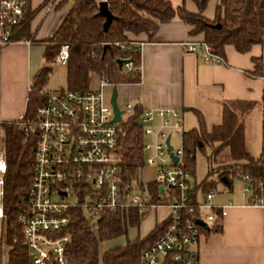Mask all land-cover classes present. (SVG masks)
Returning a JSON list of instances; mask_svg holds the SVG:
<instances>
[{
    "label": "built area",
    "instance_id": "2783aa9c",
    "mask_svg": "<svg viewBox=\"0 0 264 264\" xmlns=\"http://www.w3.org/2000/svg\"><path fill=\"white\" fill-rule=\"evenodd\" d=\"M59 2L43 0L41 7L50 11ZM33 12L29 0H0V48L19 40L20 30ZM118 47L129 52L139 50V44L132 40L119 43ZM183 48L191 53L202 51L207 63H223L222 57L204 41L184 43ZM67 58V46L61 45L47 66L50 70L65 66ZM122 61L125 70L133 69L130 59ZM260 76L264 77V70ZM109 85L112 86L105 77L89 73L85 90L42 88V101L32 116L22 114L16 119L23 141L28 137L32 140V174L16 216L27 264H68L64 251L69 237L63 231L74 209L94 222L104 211L133 210L137 215H145L161 206L168 209L161 221L162 231L142 251L141 264H198L202 226L197 221L208 228L220 225L225 208H214L211 199L216 193L227 192V187L199 192L191 202L187 192L190 174L182 162V129L178 113L172 108L141 111L143 166L153 168L155 175L145 184L140 175L125 180L117 152L122 135L120 122L112 121L111 105L109 101L105 103ZM120 110L122 120L132 112L133 104L126 103ZM170 132L179 138L177 148L171 145ZM167 137L170 150L165 143ZM170 155L177 158L175 163ZM5 172L0 131V264H5ZM234 180L240 182L242 194L248 196L246 204L264 205L261 196L252 195L247 174H238Z\"/></svg>",
    "mask_w": 264,
    "mask_h": 264
},
{
    "label": "trees",
    "instance_id": "16d2710c",
    "mask_svg": "<svg viewBox=\"0 0 264 264\" xmlns=\"http://www.w3.org/2000/svg\"><path fill=\"white\" fill-rule=\"evenodd\" d=\"M99 1L102 0H60L55 8L69 2L68 10L51 36L45 39L34 40L26 26L20 30L19 36L43 47L42 58L46 62L61 45L67 46L65 83L69 90H85L89 73L105 77L112 86L137 82L139 50H121L118 44L128 43L127 34L144 33L151 36L160 23L173 18L191 25V33H202L203 41L219 56L223 55L225 45H232L240 53L259 45L260 55L251 59V75L260 76L264 70V0H216L212 19L202 14L209 0H191L196 12L187 11L182 0L176 6L170 0H103L113 17L105 31L102 27L104 19L98 14ZM122 58L131 60L132 70L118 68L115 60ZM50 71L48 66H41L29 82L23 113L25 117H31L41 103L39 90L44 88ZM252 107L253 103L247 101L221 102L220 120L209 130L205 129L199 118L197 128L182 133V162L192 175L194 152H203L206 146L210 149L206 160L211 172V160L225 149L229 162L216 167L217 178L224 177L226 185H230L238 174H247L252 195L261 196L264 203V146L259 156L253 158L248 154L244 142L243 119ZM141 111L134 106L132 112L119 123L122 135L118 139L117 152L122 159L125 180L138 178L144 165L143 136L139 123ZM19 123L16 119L0 122L6 160L3 211L8 250L5 264H27L16 216L32 174V140L28 137L23 141ZM149 188L154 191L152 184H149ZM213 188L214 183L202 181L189 186L187 192L191 202H194L199 192ZM145 216L137 215L133 210L122 213L104 211L97 221L92 222L81 210H72L70 221L63 231L69 237L64 251L68 264H141L142 251L161 233L164 222L155 224L145 236L136 234L131 240L126 238L121 245L108 247L100 256L98 246L101 242L126 237L128 228L138 230Z\"/></svg>",
    "mask_w": 264,
    "mask_h": 264
},
{
    "label": "crops",
    "instance_id": "0c3cea01",
    "mask_svg": "<svg viewBox=\"0 0 264 264\" xmlns=\"http://www.w3.org/2000/svg\"><path fill=\"white\" fill-rule=\"evenodd\" d=\"M180 1L176 0V5ZM182 1L187 11L196 12L191 0ZM35 2L36 6L29 0V8L34 12L26 28L34 40H42L51 36L68 9L51 17L40 30V23L32 25L36 13L43 10L44 18L57 8L45 11L41 7L43 0ZM215 4L216 0H209L203 16L212 19ZM191 29V25L173 18L160 23L151 36L127 34L129 40L139 44V80L115 85L116 102L118 99L122 106L132 103L141 110L172 108L178 113L182 133L197 128L199 118L206 130L218 123L223 101L252 102V109L243 119L244 142L248 154L258 157L264 146V77L251 75V59L260 55V46L253 45L240 53L232 45H225L223 63L210 64L203 60L202 51L191 53L183 48L184 43L203 41V34H193ZM41 48L21 36L0 48V121L15 120L24 113L27 87L41 67L37 60L42 57ZM222 179L225 181L222 176L218 180L227 187V192L214 194L211 204L214 208L224 206L226 213L219 226L202 227L198 264H264V205L246 204L248 196L242 194L240 182V192L233 193L232 182L226 185ZM156 211L157 208L148 212L143 219L152 215L147 219L148 231L167 214L157 219Z\"/></svg>",
    "mask_w": 264,
    "mask_h": 264
},
{
    "label": "rangeland",
    "instance_id": "374dc122",
    "mask_svg": "<svg viewBox=\"0 0 264 264\" xmlns=\"http://www.w3.org/2000/svg\"><path fill=\"white\" fill-rule=\"evenodd\" d=\"M36 0H30L31 4L36 6ZM173 5H176V0H171ZM69 7V2H66L64 5L61 7L57 8L55 11L52 13H48L44 18H43V10H40L36 13V17L33 18L32 20V25L39 24L38 27L43 29L47 22L50 20L51 17L58 16L61 13L64 12V9H68ZM30 17V15H29ZM43 52V49L41 48V54ZM37 60L40 62V66H47L46 60H44L42 57H38ZM31 67V64H30ZM32 70V69H31ZM65 76H66V71H65V66L59 65L55 69H52L46 78L44 88L48 90H59V89H64L66 88V83H65ZM112 86L109 85V87H106L105 90V103L109 101L110 98V89ZM117 106L122 109V103L118 101L117 99ZM171 143L174 148H177L179 146V141L178 138L171 133ZM210 153V149L208 147H204L203 152L196 150L194 152V165H193V174L189 175V183L193 184V182L199 184L202 181H208L211 183L215 184V189L217 191H221L225 186L218 180L217 175L215 173L216 167L218 165H221V163L224 162H229L228 160V155L226 150H222L219 152L216 157H214L211 160L210 166L213 169V171L209 172L208 168V162H207V156ZM209 172V173H208ZM154 171L150 168H147L146 166H143L140 170V177L142 182L149 183L153 180L154 178ZM233 193L240 192V185L236 181H232L231 183ZM168 209L166 206H161L157 208V211L155 212V216L157 219L161 218L162 216L167 213ZM152 216V215H151ZM149 215V217H151ZM148 217V218H149ZM147 218V219H148ZM142 221L138 227V230L136 228H128L127 229V234L126 237H118L116 239L106 241V242H101L99 243L98 246V252L99 256L102 254V252L107 249L108 247L115 246V245H121L125 242L126 238L128 240H131L136 236V234H139V236H145L148 233L149 230V221ZM8 246L7 244L4 245V251L7 253Z\"/></svg>",
    "mask_w": 264,
    "mask_h": 264
},
{
    "label": "water",
    "instance_id": "95a60500",
    "mask_svg": "<svg viewBox=\"0 0 264 264\" xmlns=\"http://www.w3.org/2000/svg\"><path fill=\"white\" fill-rule=\"evenodd\" d=\"M98 14L100 16H102L104 19L102 27H103V30L105 31L113 17L107 8L106 2L103 0L99 1V3H98ZM115 62L117 64L118 68H121V65L123 62L122 59H116ZM116 98H117L116 88L113 86L110 90V98H109V103L111 105L112 112H113L112 121L113 122H120L121 121L120 115L122 114V110H120L119 107L117 106ZM165 143L167 145V150H170V146L168 144V137L166 138ZM170 157H171L173 163H175L177 161V158L175 156L170 155ZM222 180H223V182H225L224 179H222ZM197 223L200 226L205 227V224L203 222L198 220Z\"/></svg>",
    "mask_w": 264,
    "mask_h": 264
}]
</instances>
